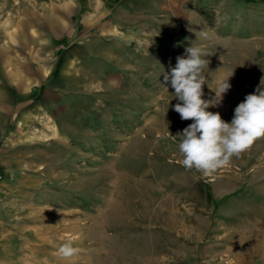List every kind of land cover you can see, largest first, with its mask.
<instances>
[{
  "label": "rangeland",
  "instance_id": "obj_1",
  "mask_svg": "<svg viewBox=\"0 0 264 264\" xmlns=\"http://www.w3.org/2000/svg\"><path fill=\"white\" fill-rule=\"evenodd\" d=\"M111 1L99 37L89 0H0V264H264V138L186 170L163 76L212 53L202 98L233 72L207 109L230 123L264 77V0Z\"/></svg>",
  "mask_w": 264,
  "mask_h": 264
},
{
  "label": "clouds",
  "instance_id": "obj_2",
  "mask_svg": "<svg viewBox=\"0 0 264 264\" xmlns=\"http://www.w3.org/2000/svg\"><path fill=\"white\" fill-rule=\"evenodd\" d=\"M204 38L208 34L201 33ZM212 53L192 44L185 49L184 55L177 56L176 64L170 73H163L164 83L174 89V96L179 101L174 110L182 120H192L183 129L178 149L186 170H196L212 174L229 165L233 157H239L257 139L264 138V77L252 94L246 95L243 102L234 109L231 122H225L220 113L207 111L217 107L231 85L228 82L233 72L225 80H218V94L213 100L203 99L205 69H208L207 57ZM173 137V136H172ZM176 137V136H175ZM80 249L73 246L69 239L58 248L61 258L69 259L78 255Z\"/></svg>",
  "mask_w": 264,
  "mask_h": 264
},
{
  "label": "crops",
  "instance_id": "obj_3",
  "mask_svg": "<svg viewBox=\"0 0 264 264\" xmlns=\"http://www.w3.org/2000/svg\"><path fill=\"white\" fill-rule=\"evenodd\" d=\"M111 2H112L111 0H101L100 4L97 5L100 8L99 9H95L96 6L91 4L92 1L89 0L90 4L88 6L92 9V11H90L91 10L90 9L89 12H90V14L92 12L93 17L95 18V21H98V23H99L98 26L97 25L94 26L93 30H94L95 33L97 32V35H99V37H103L100 34H103V32L106 30V25L102 24V23H106V21H105L106 17H108L109 15H111V13H113V10L111 9L112 8ZM119 9H120L119 6H118V8H115L114 9L115 13H120Z\"/></svg>",
  "mask_w": 264,
  "mask_h": 264
}]
</instances>
